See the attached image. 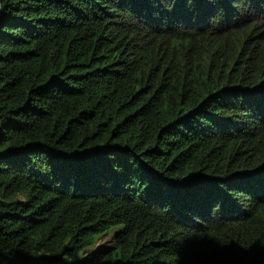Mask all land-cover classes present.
Returning a JSON list of instances; mask_svg holds the SVG:
<instances>
[{
    "label": "trees",
    "instance_id": "obj_1",
    "mask_svg": "<svg viewBox=\"0 0 264 264\" xmlns=\"http://www.w3.org/2000/svg\"><path fill=\"white\" fill-rule=\"evenodd\" d=\"M0 264H264V0H0Z\"/></svg>",
    "mask_w": 264,
    "mask_h": 264
},
{
    "label": "rangeland",
    "instance_id": "obj_2",
    "mask_svg": "<svg viewBox=\"0 0 264 264\" xmlns=\"http://www.w3.org/2000/svg\"><path fill=\"white\" fill-rule=\"evenodd\" d=\"M112 241V235L111 234H108V235H105L103 237L102 240H100V243L98 244V247L99 248H102L103 246L107 245L108 243H110Z\"/></svg>",
    "mask_w": 264,
    "mask_h": 264
}]
</instances>
